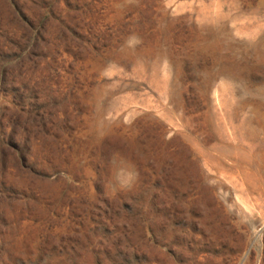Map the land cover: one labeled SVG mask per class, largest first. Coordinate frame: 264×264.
Wrapping results in <instances>:
<instances>
[{
    "label": "rangeland",
    "instance_id": "1",
    "mask_svg": "<svg viewBox=\"0 0 264 264\" xmlns=\"http://www.w3.org/2000/svg\"><path fill=\"white\" fill-rule=\"evenodd\" d=\"M263 115L264 0H0V264H264Z\"/></svg>",
    "mask_w": 264,
    "mask_h": 264
},
{
    "label": "bare ground",
    "instance_id": "2",
    "mask_svg": "<svg viewBox=\"0 0 264 264\" xmlns=\"http://www.w3.org/2000/svg\"><path fill=\"white\" fill-rule=\"evenodd\" d=\"M253 106V105H252ZM256 106V105H255ZM262 107V106H261ZM256 108V107H255ZM263 108V107H262ZM256 109H258V108H256ZM259 110V109H258ZM255 111V110H254ZM261 112V111H260ZM252 114V113H251ZM249 115V114H248ZM238 116V115H237ZM264 116V115H263ZM251 117V116H250ZM242 118V117H241ZM240 118V119H241ZM249 118V117H248ZM264 118V117H263ZM262 117L260 118V119H258V121H256V120H252V121H250V122H252V125H251V127L247 130V133H246V135L249 137V139H251V140H255V141H259V143H258V148H257V151H256V156H255V158L253 159V163L256 165L258 162H260V163H258L257 164V166L258 167H260V164L261 163H263L264 164V138L263 139H260L261 137L259 136L263 131H264V119H263ZM232 119H233V115H232ZM250 119V118H249ZM252 119V118H251ZM242 120V119H241ZM247 120V119H246ZM220 121V120H219ZM234 122H235V120H233ZM249 121V120H248ZM239 122V124H240V121H238ZM238 122H236L237 124H238ZM244 122V121H243ZM223 124V123H222ZM235 124V123H234ZM255 124V125H254ZM179 125V124H178ZM241 125V124H240ZM181 126V125H180ZM242 127V126H241ZM217 128V127H216ZM219 129V128H218ZM235 129V128H234ZM237 129H238V127H237ZM221 130H223L222 128H221ZM239 130H240V128H239ZM180 131V130H179ZM224 131H226V130H224ZM218 132H219V130H218ZM236 132V131H235ZM242 132V131H241ZM189 133V132H188ZM218 134H221V133H218ZM245 134V133H244ZM264 134V133H263ZM262 134V135H263ZM214 135V134H213ZM224 134H222V136H223ZM226 136V135H225ZM232 136V135H231ZM236 136V135H235ZM227 137V136H226ZM241 137V136H240ZM244 137V136H243ZM242 137V138H243ZM199 138V137H198ZM215 138V137H214ZM221 138V137H220ZM239 138V137H238ZM224 140H225V138H223ZM229 139V138H228ZM227 139V140H228ZM246 139V138H245ZM204 140V139H203ZM207 140V139H206ZM212 140V139H211ZM217 140V139H216ZM234 140V139H233ZM232 140V141H233ZM236 141V140H235ZM237 141H238V139H237ZM241 141H244V140H241ZM212 142V141H211ZM214 142V141H213ZM226 143H228V141H225ZM224 142V143H225ZM221 143V142H220ZM225 143V144H226ZM234 143V142H233ZM246 143V142H245ZM244 143V144H245ZM219 144V143H218ZM223 144V143H222ZM229 144V143H228ZM228 144H226V145H228ZM236 144V143H235ZM234 144V145H235ZM231 145V144H230ZM240 145V144H239ZM247 146V145H246ZM207 146H205V148H206ZM235 147V146H234ZM249 147V146H248ZM251 150V149H250ZM210 151V150H209ZM236 151V150H235ZM212 152V151H211ZM210 153V152H209ZM241 153H243V152H241ZM252 153V152H251ZM250 153V154H251ZM216 154V153H215ZM237 155H235V158H237L236 157ZM251 156V155H250ZM209 157V156H208ZM196 158V157H195ZM216 158V157H215ZM226 159V158H225ZM231 159V158H230ZM197 160V159H196ZM197 161H199V160H197ZM234 161V160H233ZM236 161V160H235ZM202 162V161H201ZM211 162V161H210ZM209 162V163H210ZM214 163V162H213ZM231 163V162H230ZM236 163V162H235ZM238 163H239V161H238ZM207 164V163H206ZM233 164V163H232ZM231 164V165H232ZM242 164H243V162H242ZM212 165V164H211ZM209 166V165H208ZM214 166V165H213ZM227 166V165H226ZM234 166H236V165H234ZM242 166V165H241ZM246 166V165H245ZM211 167V166H210ZM247 167V166H246ZM214 167H212V169H213ZM216 168V167H215ZM250 168V167H249ZM221 169V168H220ZM240 169V168H239ZM244 169V168H243ZM224 170V169H223ZM229 170V169H228ZM220 171V170H219ZM222 171V170H221ZM252 171V170H251ZM236 172V171H235ZM248 172V171H247ZM226 173H228V172H226ZM250 173V172H249ZM218 174V173H217ZM233 174V173H232ZM209 175V174H208ZM207 175V176H208ZM220 175V174H219ZM232 176V175H231ZM230 176V177H231ZM208 177H210V176H208ZM226 179H228V178H226ZM233 179V178H232ZM240 181H241V179H240ZM239 185V184H238ZM237 185V186H238ZM261 189V188H260ZM249 190V189H248ZM256 190H258V189H256ZM253 191V190H252ZM215 192V191H214ZM254 192H258V191H254ZM259 193V192H258ZM262 193V192H261ZM217 195V194H216ZM251 197V196H250ZM251 199H252V197H251ZM257 208V207H256ZM251 211H253L252 209H251ZM258 211V210H257ZM234 223V222H233ZM239 228H240V226H239ZM259 228V227H258ZM240 230V229H239ZM247 262V261H246Z\"/></svg>",
    "mask_w": 264,
    "mask_h": 264
}]
</instances>
